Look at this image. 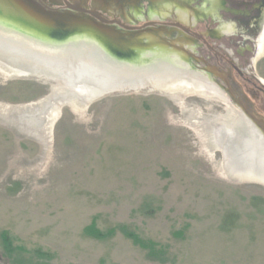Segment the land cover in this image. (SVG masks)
Here are the masks:
<instances>
[{
    "label": "rangeland",
    "instance_id": "374dc122",
    "mask_svg": "<svg viewBox=\"0 0 264 264\" xmlns=\"http://www.w3.org/2000/svg\"><path fill=\"white\" fill-rule=\"evenodd\" d=\"M94 1L87 0L89 8ZM99 1L108 10L98 13L125 24L137 11L148 19L153 8L149 0ZM242 20L220 10L198 21L193 30L213 50L185 32L194 40L183 45L190 55L185 73L215 82L264 131L257 80L264 79V58L253 64L263 29L242 39ZM51 94L44 82L0 73V264H264V184L231 179L223 153L199 129L228 119L227 103L109 96L86 111L65 106L49 114L45 140L9 121L11 109ZM87 228L104 239L87 236Z\"/></svg>",
    "mask_w": 264,
    "mask_h": 264
},
{
    "label": "bare ground",
    "instance_id": "6f19581e",
    "mask_svg": "<svg viewBox=\"0 0 264 264\" xmlns=\"http://www.w3.org/2000/svg\"><path fill=\"white\" fill-rule=\"evenodd\" d=\"M172 1L165 6L164 2L157 8L158 12L151 8L150 14L156 18L170 15V10L177 5V1ZM0 22L8 24L0 23V73L12 79L30 74L59 79L51 84L52 94L44 102L23 109H11L13 112L10 110L8 115L12 119L9 121L22 132L43 137L44 140L46 138L41 131L45 124H49V114L52 116L60 111L63 104L77 111H86L91 105L89 100L96 97L99 91L122 87L120 84L133 86L127 80L142 74L148 73L149 81L153 79L150 82L153 89L176 101L191 96L223 99L211 85L183 75L186 69L175 57L181 54L190 56L182 46V42L189 45V39L167 42L164 34L161 39L169 44L166 47L158 38L152 37L153 42L155 39L158 41L152 50L141 48L140 52L137 50V58L128 59L119 53L117 55L111 47L102 46L96 39L80 40L85 36L83 34H79V38L57 35L52 40H45L29 24L1 11ZM259 49L260 52L264 50V40ZM105 51L114 62L106 59ZM93 63H99V66ZM136 85L139 87L141 84L136 82ZM229 114L223 122L203 123L199 129L206 136L209 147L223 153L225 170L231 179L264 184V138L235 108Z\"/></svg>",
    "mask_w": 264,
    "mask_h": 264
},
{
    "label": "water",
    "instance_id": "95a60500",
    "mask_svg": "<svg viewBox=\"0 0 264 264\" xmlns=\"http://www.w3.org/2000/svg\"><path fill=\"white\" fill-rule=\"evenodd\" d=\"M190 1L187 0L188 3H190ZM149 2H151L153 8L157 9L164 2L169 3L173 1L149 0ZM54 5H60V7L54 8ZM103 5L104 4L99 0L93 2L92 8L88 7L87 0H64L63 2L60 0H0V11L17 18L19 21L29 24L30 27L35 29V33H41V39L52 40L51 38H54L57 35H64L65 38H69L74 35L75 37L78 36L77 38H79V34H83L82 36H85L83 38L80 37V40H86L87 38L96 39L102 46H107L109 49L112 48V51L117 55L119 53L128 59L137 58V53L139 50H141V48L152 50L153 45L157 41L155 39L153 42L151 40L152 37L158 38L159 42L167 47L169 44L165 43L164 40L161 39L162 35L165 34L166 36L171 37V35L175 32H178L180 35H182L183 31L188 34H193L192 29L194 27H190L189 25L180 22L175 11H172V13L167 17L160 16L158 18L154 17L149 12L148 19H146L141 14L138 16L134 14V17L127 19L128 25L116 19H107L102 14L98 13V9L101 7L104 10H108V8ZM186 7L189 8L190 6ZM134 8L138 9L136 4ZM175 8H177V5ZM172 15L176 16V21L166 22L165 20H168V18ZM139 20H146V22L143 26L139 27L136 26V23ZM0 23L8 25L4 22ZM0 46L2 45L0 44ZM104 53L106 59L110 58V55H108L106 51ZM93 64L99 66V63ZM238 72L240 71L238 70ZM142 75L143 76L141 77L135 76L131 77L130 80H127L131 81V84H134L133 86H125L127 84H120L122 87H117L113 90H110L111 88H106L99 91L96 97H93L91 100H89L90 104L92 105L95 102L109 96L122 94H161L160 90L153 89L152 84H150L151 80L153 79L151 78L150 81L147 79L149 76L148 73ZM18 79L35 80L38 82L43 81L47 85L57 83L59 80L55 77H41L35 74L18 77ZM136 82H139L141 85L136 87ZM259 83L264 87L262 82L259 81ZM63 105L64 107L69 106L68 104Z\"/></svg>",
    "mask_w": 264,
    "mask_h": 264
},
{
    "label": "flooded vegetation",
    "instance_id": "af4514ba",
    "mask_svg": "<svg viewBox=\"0 0 264 264\" xmlns=\"http://www.w3.org/2000/svg\"><path fill=\"white\" fill-rule=\"evenodd\" d=\"M175 1H177V8H175L176 6H174L173 9L175 8L176 13H178V16H179L178 20L182 21V23L190 24L191 27H194V28L197 26V23L201 18H206L207 16L209 17L213 16L214 14H216V12L221 10V11L227 12L231 16H237V17L243 18V20L241 21V25L243 23L242 31L244 34H241L240 36L242 39H247V41L251 40V38L248 37L249 35H252L254 32L259 31V30L261 31L263 29L262 35L257 45L258 53H257L256 58L253 60V64L256 65L259 59L264 58V50L260 52V49H259L260 44L264 40V24H263L264 23V0H205L202 6H199L195 9L192 8V5L196 3V0H191V1L189 0L190 3H188L187 0H175ZM166 4H168V2H165L164 6ZM186 6H190V7L187 8ZM226 6H228V8H225ZM155 10L157 11L158 9H155ZM135 15L138 16L139 12L137 11ZM236 25L239 26L238 23H236ZM193 29H192V33H193L192 35L195 38H197L198 42H202L209 49L213 50L212 45L210 46V44L206 41L205 34L195 32ZM219 32L221 34L222 33L224 34L226 31L219 30ZM210 35H216V33L212 32ZM180 36L181 38L179 40L184 41L185 39L186 40L189 39L190 42L188 43L190 45L194 41L193 39L188 38V35L184 31L182 32V35ZM185 44L187 43L182 42V46ZM187 58L189 59V57L186 56V54L184 55L181 54V55L176 56L175 60L178 63H181L182 65H184L186 69L188 65V61H189ZM209 71L210 72H207L208 74H212V75L216 74V72L212 70H209ZM183 75L186 77H190V78L200 79L199 81L205 84L211 85L212 88L215 89L222 96L223 99H221L222 101H220V103H224V104L227 103L226 105L229 106L230 110L232 108H235L237 111L242 113L247 118L248 122L253 126V128L256 129V131L262 136V138H264L263 129L259 128V126L253 120H251L250 117H248L247 114L242 110L244 112L243 113L239 109L240 107L238 108L237 106H235L232 100L230 99L229 95L224 90H222L215 82H211L208 77H201L202 75L201 76L194 75L191 73H188V74L183 73ZM257 79L260 82H262V84L264 85V79L262 77L259 76Z\"/></svg>",
    "mask_w": 264,
    "mask_h": 264
},
{
    "label": "trees",
    "instance_id": "16d2710c",
    "mask_svg": "<svg viewBox=\"0 0 264 264\" xmlns=\"http://www.w3.org/2000/svg\"><path fill=\"white\" fill-rule=\"evenodd\" d=\"M90 230H91V228H87V229H86L85 234H86L87 236L94 237V238H96V239H104V236H102L100 233L93 234L92 232H90ZM126 236H127L129 239H131L136 245L141 246L142 248L146 249V246H143V245L141 244V242L138 241V239H137L136 237H133V236H131L130 234H127ZM2 238H3L4 244H5V248H6V250H8V252H10V250H11V243H10V239H9V237H8L6 234H3V235H2Z\"/></svg>",
    "mask_w": 264,
    "mask_h": 264
}]
</instances>
